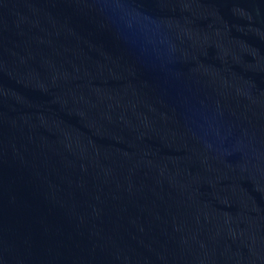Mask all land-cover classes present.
I'll list each match as a JSON object with an SVG mask.
<instances>
[{
    "label": "water",
    "instance_id": "95a60500",
    "mask_svg": "<svg viewBox=\"0 0 264 264\" xmlns=\"http://www.w3.org/2000/svg\"><path fill=\"white\" fill-rule=\"evenodd\" d=\"M169 264H264V0H60Z\"/></svg>",
    "mask_w": 264,
    "mask_h": 264
}]
</instances>
